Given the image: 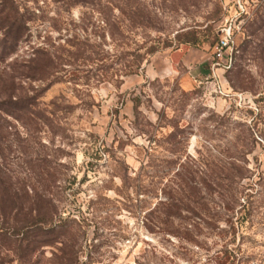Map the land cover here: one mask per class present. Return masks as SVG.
Here are the masks:
<instances>
[{"label":"rangeland","instance_id":"obj_1","mask_svg":"<svg viewBox=\"0 0 264 264\" xmlns=\"http://www.w3.org/2000/svg\"><path fill=\"white\" fill-rule=\"evenodd\" d=\"M13 1L0 264H264V0Z\"/></svg>","mask_w":264,"mask_h":264},{"label":"trees","instance_id":"obj_2","mask_svg":"<svg viewBox=\"0 0 264 264\" xmlns=\"http://www.w3.org/2000/svg\"><path fill=\"white\" fill-rule=\"evenodd\" d=\"M114 7H117L119 11L126 15V9L128 7L129 0H109ZM4 5L8 6V10L5 8H1ZM98 9L102 13H104V21L107 24L113 26L114 23L110 22L109 18H107V13L110 12V8L104 3H98ZM129 9V8H128ZM134 18L131 20L132 22H137V11L134 10L133 12ZM25 18L19 12L16 5H14L13 0H0V27H6L3 32V38L0 41V60L4 56H6L9 52H11L17 45L18 41L22 38L24 33L27 30L25 25ZM7 45V46H6ZM40 52H44L43 49ZM153 50V49H152ZM138 66V65H137ZM136 66V67H137ZM135 68L130 67L129 71H133ZM11 80V77L9 76ZM3 83V88H0V122L5 121L8 116H15V114L21 113V119L29 117L32 115V101L30 98H23L20 101L19 108H15V101L11 97L12 93V83ZM17 109V110H15ZM11 185L5 180L3 176H0V215L2 217H7L9 214L17 207L22 208V204H17L14 201L10 200V202L5 203L3 201V197L10 194ZM14 196L18 197L17 193H13ZM27 210V209H26ZM27 214L29 211H26L23 214V222L19 229H22L26 226L28 221ZM29 226V224H27ZM26 226V227H27ZM231 228L234 230V225L231 223ZM218 264H234L233 260H229L227 257L224 260H219Z\"/></svg>","mask_w":264,"mask_h":264},{"label":"built area","instance_id":"obj_3","mask_svg":"<svg viewBox=\"0 0 264 264\" xmlns=\"http://www.w3.org/2000/svg\"><path fill=\"white\" fill-rule=\"evenodd\" d=\"M230 35H229V30L226 32V36H224L223 38H219V40L216 42L215 44V51H216V55L220 56V54L222 53V50L226 47H229L230 45Z\"/></svg>","mask_w":264,"mask_h":264}]
</instances>
